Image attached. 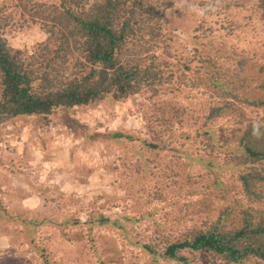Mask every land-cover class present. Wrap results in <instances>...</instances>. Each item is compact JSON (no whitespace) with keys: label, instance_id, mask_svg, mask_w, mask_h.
Wrapping results in <instances>:
<instances>
[{"label":"rangeland","instance_id":"1","mask_svg":"<svg viewBox=\"0 0 264 264\" xmlns=\"http://www.w3.org/2000/svg\"><path fill=\"white\" fill-rule=\"evenodd\" d=\"M207 1L205 7L199 0H178L180 12L169 17L174 42L162 56L190 60L192 71L199 65L194 48L216 60L224 72H234L241 57L263 65L264 20L255 8L257 0L239 6H233L238 0ZM5 34L14 49L27 53L46 39L39 26L17 19ZM196 35L199 45L188 40ZM195 75L190 72L157 95L144 91L121 101L108 98L3 124L0 264H43L32 242L47 250L50 264H155L136 243L179 235L242 198L234 172L224 168V150L215 146L212 151L221 189L206 168L186 164L184 154L175 149L191 145L182 134L196 135L216 100L195 83ZM248 76L256 77L252 71ZM245 111L254 119L263 116L261 110ZM212 127L220 147L237 124L225 116ZM144 139L159 143V150L144 148ZM204 147L198 142L190 152L204 154ZM99 214L110 222L118 220L125 229L112 223L89 226V219ZM29 221L38 226L23 223ZM157 264L176 263L159 259Z\"/></svg>","mask_w":264,"mask_h":264},{"label":"trees","instance_id":"2","mask_svg":"<svg viewBox=\"0 0 264 264\" xmlns=\"http://www.w3.org/2000/svg\"><path fill=\"white\" fill-rule=\"evenodd\" d=\"M2 1L0 127L17 117H47L56 109L85 107L108 98L121 101L144 91L157 95L190 72L196 74L195 83L216 100L202 117L196 135L182 134L191 145L183 151L175 149L184 154L186 164L206 168L221 189L212 151L215 146L224 150V168L234 172L242 198L233 199L216 217L179 235L162 237L159 243L136 244L155 264L159 259L176 264H264V64H250L241 57L234 72H224L216 60L195 48L199 65L194 71L190 60L165 59L162 54L169 53L174 42L169 17L180 12L178 0ZM199 2L209 5L207 0ZM231 6L232 2L226 3ZM255 8L264 20V0H257ZM16 19L22 25H37L46 34L31 53L14 49L7 39L6 29ZM199 38L188 40L199 45ZM251 71L256 75L252 79ZM247 107L261 110L263 116L248 117ZM225 116L235 120L236 131L217 147L212 124ZM198 142L205 144L204 154L190 152ZM142 146L153 151L160 148L148 139L142 140ZM111 223L125 229L118 220L110 222L102 214L87 222L91 227ZM32 246L43 264H50L47 250L34 242Z\"/></svg>","mask_w":264,"mask_h":264}]
</instances>
